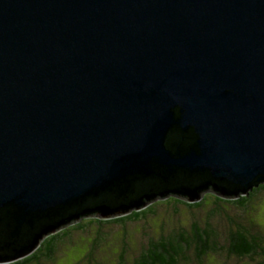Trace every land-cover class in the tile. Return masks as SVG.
<instances>
[{"label":"water","instance_id":"1","mask_svg":"<svg viewBox=\"0 0 264 264\" xmlns=\"http://www.w3.org/2000/svg\"><path fill=\"white\" fill-rule=\"evenodd\" d=\"M255 180L264 0H0V264L159 183L197 202Z\"/></svg>","mask_w":264,"mask_h":264},{"label":"trees","instance_id":"2","mask_svg":"<svg viewBox=\"0 0 264 264\" xmlns=\"http://www.w3.org/2000/svg\"><path fill=\"white\" fill-rule=\"evenodd\" d=\"M153 181L158 182L154 179L142 180V184H147L143 186V189L149 190L152 187L150 184ZM253 183V187L247 194L241 192L238 197L225 198L212 192L204 195L197 202H188L180 198L177 193L171 191L174 185L159 183V187L150 190V192L153 191L157 195L147 206L107 219L97 216V212L81 215L80 218L73 219L71 224L69 223L70 225L66 224L56 232L45 236L37 249L28 256L6 264H46V262L47 264H54L57 262V255L62 245L66 249L79 247L81 255H83L86 252L83 249V244L90 242L87 230L91 226H96V232H99L101 225L106 224L123 223L125 227L128 222L140 220L144 216H147V214H155L151 211L154 210L152 206L156 199V203H181L189 209L192 207H207L208 214L204 220L199 217L193 218L190 221L189 228L184 223H178L179 225L176 226L173 224L174 227L169 233H165L166 230L162 228L160 233H157L159 234L157 238L149 239L148 245L142 248V252L133 260L132 264H215L217 257L220 256H224L226 260L222 264H229L227 262L229 260H234V264L246 260L249 263L244 264H264V226H260V223L253 219V208L255 207L251 204V200L256 194L264 192V181L255 180ZM165 190L168 192L162 195V192ZM129 195H131L129 199H119L118 204L137 197V195ZM93 199L94 197H89L86 199V202ZM107 204L110 203L107 202ZM78 206L79 203L76 206L77 208H75L76 210L82 208ZM236 206L244 209L246 218L242 214L231 213V207ZM217 219H224L226 221L223 229L219 228V223H216ZM245 220L247 223L244 222ZM128 230L126 229L123 234L134 239L133 234ZM71 231L78 232L76 233L78 234L77 239H74ZM121 234L119 233L115 238L118 239ZM125 256V252H120L118 264H127Z\"/></svg>","mask_w":264,"mask_h":264},{"label":"rangeland","instance_id":"3","mask_svg":"<svg viewBox=\"0 0 264 264\" xmlns=\"http://www.w3.org/2000/svg\"><path fill=\"white\" fill-rule=\"evenodd\" d=\"M209 193H212V191L207 190L204 195ZM156 201L157 199L152 206L154 210L151 211L155 214H147V216H144L140 220L128 222L125 227L123 223L106 224L103 226L101 225L99 232H96V226H91L92 229L90 228L87 230L90 242H88V244H83V249L86 250V252L81 255V249H79V247H73L75 249H66V247L62 245L57 255V262L54 264H118L120 252H125L127 264H132L133 260L142 252V248L148 245L149 239L157 238L159 236L157 233H160L162 228L166 230L165 233H169L170 230H172L174 227L173 224L176 226L179 225L178 223H184L187 224L188 226L186 227L189 228L190 221L193 218L199 217L204 220L208 214L207 207H192L189 209L181 203H156ZM251 202L252 206L255 207L253 208V219L257 220L260 226H264V192L256 194ZM231 213L242 214L243 217L246 218L244 209L239 206L231 207ZM244 222L247 223L246 220ZM216 223H219V228L223 229V225H225L226 221L224 219H217ZM126 229H129L128 231L133 234L134 239L123 234ZM71 233L74 239L78 238V234H76L78 232L71 231ZM108 233H110V235L107 236ZM119 233H122L121 236L118 239L115 238ZM122 249H124V251H122ZM224 262H226L225 257L220 256L217 257L215 264H222ZM227 262L229 264L235 263L234 260H229ZM244 263H249V261L246 260L236 264Z\"/></svg>","mask_w":264,"mask_h":264}]
</instances>
